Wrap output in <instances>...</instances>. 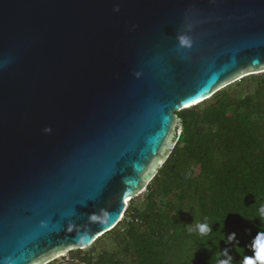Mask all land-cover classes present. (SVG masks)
<instances>
[{"label": "water", "instance_id": "95a60500", "mask_svg": "<svg viewBox=\"0 0 264 264\" xmlns=\"http://www.w3.org/2000/svg\"><path fill=\"white\" fill-rule=\"evenodd\" d=\"M4 61L0 264H49L118 225L176 113L264 73V0H0Z\"/></svg>", "mask_w": 264, "mask_h": 264}, {"label": "trees", "instance_id": "16d2710c", "mask_svg": "<svg viewBox=\"0 0 264 264\" xmlns=\"http://www.w3.org/2000/svg\"><path fill=\"white\" fill-rule=\"evenodd\" d=\"M235 83L176 113L180 137L145 191L68 264H217L225 249L232 264L254 257L264 232V73ZM244 83L253 91L234 95ZM204 222L208 236L189 231Z\"/></svg>", "mask_w": 264, "mask_h": 264}, {"label": "clouds", "instance_id": "9594fccd", "mask_svg": "<svg viewBox=\"0 0 264 264\" xmlns=\"http://www.w3.org/2000/svg\"><path fill=\"white\" fill-rule=\"evenodd\" d=\"M120 8L119 6L115 7L113 9V12L119 13ZM133 29L135 28V25L132 26ZM188 30H191V27L188 26ZM178 39V45L181 48L184 49H190L192 47V40L189 36L187 35H179L177 37ZM9 61H4L3 63H0V68L4 67L7 65ZM137 76H139V73H136ZM44 134H50L52 132L51 127H45L43 129ZM124 214V213H123ZM259 216L261 218H264V205H262L259 208ZM95 218V217H93ZM190 232L196 231L200 236H208L210 233H212L211 226L209 223L204 222V223H198L195 227V229H189ZM229 242H232L235 239V234H231L227 237ZM238 243V242H237ZM255 254L254 257H245L243 259L242 264H264V232L258 233L256 238H255ZM222 255L224 259H219L217 258V264H232L233 258L231 256H228L227 249H225L222 252Z\"/></svg>", "mask_w": 264, "mask_h": 264}, {"label": "rangeland", "instance_id": "374dc122", "mask_svg": "<svg viewBox=\"0 0 264 264\" xmlns=\"http://www.w3.org/2000/svg\"><path fill=\"white\" fill-rule=\"evenodd\" d=\"M236 83L232 84L229 87L234 86ZM227 89V88H226ZM254 89V85L244 83L241 87L233 88L234 95L238 97H243L246 94H250ZM70 253L66 254L64 257L56 259L52 264H68V261H70L69 257ZM71 264H76V262H70Z\"/></svg>", "mask_w": 264, "mask_h": 264}, {"label": "built area", "instance_id": "2783aa9c", "mask_svg": "<svg viewBox=\"0 0 264 264\" xmlns=\"http://www.w3.org/2000/svg\"><path fill=\"white\" fill-rule=\"evenodd\" d=\"M122 219H123V215H122V217H121L120 221H122ZM120 221H119V222H120Z\"/></svg>", "mask_w": 264, "mask_h": 264}]
</instances>
